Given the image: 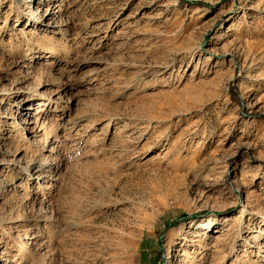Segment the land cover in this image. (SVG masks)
<instances>
[{
	"label": "rangeland",
	"instance_id": "1",
	"mask_svg": "<svg viewBox=\"0 0 264 264\" xmlns=\"http://www.w3.org/2000/svg\"><path fill=\"white\" fill-rule=\"evenodd\" d=\"M0 264H264V0H0Z\"/></svg>",
	"mask_w": 264,
	"mask_h": 264
},
{
	"label": "bare ground",
	"instance_id": "2",
	"mask_svg": "<svg viewBox=\"0 0 264 264\" xmlns=\"http://www.w3.org/2000/svg\"><path fill=\"white\" fill-rule=\"evenodd\" d=\"M55 55H57V54H55ZM43 176H47V174H45V175H43ZM49 187H50V186H48V188H49ZM209 223H210V222H207L205 226L210 225Z\"/></svg>",
	"mask_w": 264,
	"mask_h": 264
},
{
	"label": "trees",
	"instance_id": "3",
	"mask_svg": "<svg viewBox=\"0 0 264 264\" xmlns=\"http://www.w3.org/2000/svg\"><path fill=\"white\" fill-rule=\"evenodd\" d=\"M178 223V221H175L174 223H172V224H177ZM168 225H171V223H168Z\"/></svg>",
	"mask_w": 264,
	"mask_h": 264
}]
</instances>
